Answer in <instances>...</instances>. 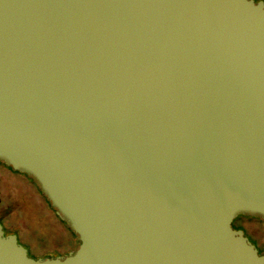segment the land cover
Returning a JSON list of instances; mask_svg holds the SVG:
<instances>
[{
	"label": "water",
	"instance_id": "1",
	"mask_svg": "<svg viewBox=\"0 0 264 264\" xmlns=\"http://www.w3.org/2000/svg\"><path fill=\"white\" fill-rule=\"evenodd\" d=\"M0 161L78 240L0 264H264V2L0 0Z\"/></svg>",
	"mask_w": 264,
	"mask_h": 264
},
{
	"label": "rangeland",
	"instance_id": "2",
	"mask_svg": "<svg viewBox=\"0 0 264 264\" xmlns=\"http://www.w3.org/2000/svg\"><path fill=\"white\" fill-rule=\"evenodd\" d=\"M47 202L30 181L0 167V219L9 227L14 223L21 226L24 232H18L19 240L32 257L65 255L78 245L77 238ZM234 223L242 225L252 240L261 243L264 239V224L260 219L246 217Z\"/></svg>",
	"mask_w": 264,
	"mask_h": 264
},
{
	"label": "flooded vegetation",
	"instance_id": "3",
	"mask_svg": "<svg viewBox=\"0 0 264 264\" xmlns=\"http://www.w3.org/2000/svg\"><path fill=\"white\" fill-rule=\"evenodd\" d=\"M255 1H257V0H255ZM263 2H264V0H262ZM2 163V164H1ZM3 165H5L3 162H1L0 161V167H3V168H5L6 170H8L9 172H11V173H13V174H17L18 176H22L23 178H25L26 180H28V181H30L33 185H35L36 186V188H37V190H38V192L45 198V196L42 194V192L38 189V187H37V185L32 181V179L31 178H29L28 176H26V174H24V173H22V172H19V171H16V170H13L11 167H9V166H7V165H5V166H3ZM45 200H46V198H45ZM48 204H50L49 202H47ZM51 206V205H50ZM56 215V214H55ZM56 217L58 218V216L56 215ZM246 217H248V218H256V219H260L259 217H256V216H249V215H237L235 218H233V220H232V222H231V224H232V226L234 227V228H236V229H238V228H241L242 229V225H239V224H235L234 223V221L237 219H240V220H243V219H245ZM59 219V218H58ZM60 221H61V219H59ZM262 221V220H261ZM0 224H1V228H2V230H3V233L4 234H14L15 236H16V239H17V241L20 243V244H22L25 248H26V251H27V254L29 255V256H31L30 254H29V250H28V247L22 242V241H20L19 240V236H18V232L20 231V232H24V230L21 228V226H19V225H17V223H14L11 227H9V226H7V224H5L4 223V220L1 218L0 219ZM243 230V229H242ZM243 233H244V235H246L245 234V232H244V230H243ZM247 237H248V239L255 245V247L257 248V251H258V253H261L263 250H264V239H262V241H261V243H259L258 242V240L257 239H251L250 238V236H248V235H246ZM76 237V236H75ZM77 244H78V240H77ZM71 250H74V249H70V251ZM67 253V252H66Z\"/></svg>",
	"mask_w": 264,
	"mask_h": 264
},
{
	"label": "trees",
	"instance_id": "4",
	"mask_svg": "<svg viewBox=\"0 0 264 264\" xmlns=\"http://www.w3.org/2000/svg\"><path fill=\"white\" fill-rule=\"evenodd\" d=\"M46 198V197H45ZM47 200V199H46ZM48 201V200H47ZM49 202V201H48ZM261 220V219H260ZM62 221V220H61ZM64 223V221H62ZM65 224V223H64ZM65 226L68 228V230L70 231V233L73 234V236L75 237L76 235L69 229V227L65 224ZM76 243H77V240H76Z\"/></svg>",
	"mask_w": 264,
	"mask_h": 264
}]
</instances>
